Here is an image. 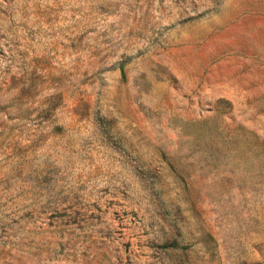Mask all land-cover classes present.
<instances>
[{
    "label": "rangeland",
    "instance_id": "rangeland-1",
    "mask_svg": "<svg viewBox=\"0 0 264 264\" xmlns=\"http://www.w3.org/2000/svg\"><path fill=\"white\" fill-rule=\"evenodd\" d=\"M0 264H264V0H0Z\"/></svg>",
    "mask_w": 264,
    "mask_h": 264
}]
</instances>
